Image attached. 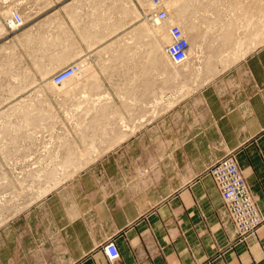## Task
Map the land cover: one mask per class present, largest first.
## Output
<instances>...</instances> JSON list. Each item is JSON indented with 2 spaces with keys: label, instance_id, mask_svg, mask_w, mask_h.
I'll use <instances>...</instances> for the list:
<instances>
[{
  "label": "crops",
  "instance_id": "1",
  "mask_svg": "<svg viewBox=\"0 0 264 264\" xmlns=\"http://www.w3.org/2000/svg\"><path fill=\"white\" fill-rule=\"evenodd\" d=\"M100 1L86 0L87 10ZM77 2L65 1V9ZM170 3L185 19L186 73L164 76L169 57L136 59L138 69L124 70L121 80L128 102L116 132L100 127L112 120L105 109L94 114L106 92L118 96L105 76V89L96 88L97 69L82 82L76 76L73 91L62 89L73 95L89 83L82 96L91 107L81 111L92 116L82 117L74 134L33 141L46 158L22 176L24 185L11 187L0 219V264H264V224L241 239L211 173L233 153L264 216V28L257 0ZM109 241L119 248L116 260L104 251Z\"/></svg>",
  "mask_w": 264,
  "mask_h": 264
},
{
  "label": "rangeland",
  "instance_id": "2",
  "mask_svg": "<svg viewBox=\"0 0 264 264\" xmlns=\"http://www.w3.org/2000/svg\"><path fill=\"white\" fill-rule=\"evenodd\" d=\"M65 1L0 0L1 13L8 14L18 9L24 15V25L6 32L0 39V219L3 210L9 208L13 196L11 187L24 185L26 178L22 176L46 158L40 157V151L45 148L33 145V141L57 138L64 133L74 134L75 126L81 118L92 116L93 112L86 115L81 111L82 107H91L87 105L91 99L82 96L85 93L83 90L92 88L90 84L75 89V93L70 95L75 87L66 93L51 85L50 79L57 71L79 61L83 63L82 72L78 75L80 81L92 70L96 72V69L99 73L96 88L100 85L99 90H104L102 78L105 76L108 79L109 90H114L118 96L106 92L108 96L100 98L93 105L98 107L94 114L101 116L105 109L106 118L112 120L100 127L108 126L111 128L109 131L116 132L121 127L119 116L124 102H128V99L121 96L124 70L127 73L129 69L137 70L138 66L134 65L136 59L151 55L161 59L167 57L165 47L171 42L167 31L169 27H156L155 30H159L158 37L154 33L146 34L141 28L152 26L149 23L151 21L146 20L152 9V0H101L92 10H87L89 6L86 0H76V5L66 10ZM165 1H169V13L173 19L177 13L183 14L179 10L181 7L178 9L174 5L172 9L170 0ZM257 3L260 31L264 28V0H257ZM56 4L60 6L44 17V10ZM108 23L114 24L113 31L109 26V32H106ZM182 24L185 28V20ZM160 39L161 48L158 43ZM155 49L157 54H154ZM67 55L69 59L66 60L64 57ZM104 58L115 59L116 64L97 67L90 64L94 59ZM124 59H130L131 65H124ZM173 64L163 59L164 76L175 70H180V74L186 73L185 63ZM44 70L45 77L41 75ZM190 85L187 83L186 92L192 89ZM130 106L132 112L139 111L137 104ZM27 110L31 112L26 113ZM44 151L46 154L48 150ZM36 179L41 180L34 177L33 181Z\"/></svg>",
  "mask_w": 264,
  "mask_h": 264
},
{
  "label": "built area",
  "instance_id": "3",
  "mask_svg": "<svg viewBox=\"0 0 264 264\" xmlns=\"http://www.w3.org/2000/svg\"><path fill=\"white\" fill-rule=\"evenodd\" d=\"M148 17L150 21L157 23L167 21L170 18L169 9L163 5L162 0H153V7L148 13ZM23 25V14L18 9H13L8 14L0 12V39L6 32L17 30ZM169 33L172 42L166 46V52L174 64H183L188 58L187 36L179 24L169 26ZM82 68L83 63L75 61L57 71L51 80L55 85H63L73 76H78L82 72ZM211 173L240 238L245 239L256 233L264 224V216L249 189L235 155L229 153L221 158L212 166ZM104 251L110 260L120 257L119 248L114 241L106 243Z\"/></svg>",
  "mask_w": 264,
  "mask_h": 264
},
{
  "label": "bare ground",
  "instance_id": "4",
  "mask_svg": "<svg viewBox=\"0 0 264 264\" xmlns=\"http://www.w3.org/2000/svg\"><path fill=\"white\" fill-rule=\"evenodd\" d=\"M153 1V0H152ZM162 2H163V5H165L167 8H168V5H169V1H165V0H162ZM153 3V2H152ZM151 3V6L153 7V4ZM150 9V8H149ZM169 9V8H168ZM170 10V9H169ZM146 12V11H145ZM170 12V11H169ZM177 15V14H176ZM175 15V18L174 19H172V16H171V14H170V18L167 20V21H164V22H159V23H157V22H154V21H151V23L153 24V31H154V33H155V35L157 34V33H159V30H155L156 29V27H158L159 29H160V27H162V28H164L166 25L169 27V26H171L172 24H177V23H179V24H181L182 26H183V24H182V22L185 20V19H183V21L181 20V18L180 17H177ZM145 19V18H144ZM146 20L147 21H150V19H149V17L148 16H146ZM175 23H174V22ZM156 25H160V26H156ZM180 25V26H181ZM181 26V27H182ZM139 27V26H138ZM167 27V28H168ZM142 29H150L149 27H145V26H142L141 27ZM140 28V29H141ZM162 28H161V30H162ZM169 29V28H168ZM182 29H183V31H184V33H185V28H184V26L182 27ZM163 31H165V30H163ZM168 33H169V30H168ZM186 34V33H185ZM169 35H170V33H169ZM121 36V35H120ZM171 37V36H170ZM171 42H172V37H171ZM166 55H167V57H169L168 56V54H167V52H166ZM79 62V61H78ZM61 63H63V62H61ZM57 64H60V62L59 63H57ZM56 68V66L55 67H53V69H55ZM45 72H46V70H44L42 73H41V75L42 76H44L45 77ZM81 74V73H80ZM76 77V75L75 76H73L72 78H70L69 80H67L66 82H64V86L63 85H55V84H53V82H52V80L50 79V81H51V85L52 86H54V87H56V88H61V89H66V90H70L71 88H74L75 87V82H74V78ZM73 86V87H72ZM55 88V89H56ZM53 90H54V88H52Z\"/></svg>",
  "mask_w": 264,
  "mask_h": 264
}]
</instances>
